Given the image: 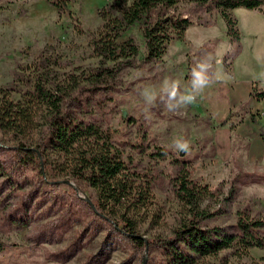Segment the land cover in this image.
<instances>
[{"label": "trees", "instance_id": "16d2710c", "mask_svg": "<svg viewBox=\"0 0 264 264\" xmlns=\"http://www.w3.org/2000/svg\"><path fill=\"white\" fill-rule=\"evenodd\" d=\"M181 4L216 11L231 43L240 38L233 10L264 15V0H110L98 10L100 26L87 44L96 65L75 67L56 45L16 65L10 83L0 87V234L31 231L29 240L40 245L34 248L39 256L55 264H109L117 250L146 248L149 264H206L208 258L229 264V257L244 259L254 249L264 250V209L258 201L234 210L232 224L210 225L229 215L222 201L237 200L239 175L229 197L209 211L205 203L217 200L225 183L212 190L193 176L189 161L179 158L173 161L177 171L170 184L173 198L186 210V222L165 241L139 236L148 219L158 224L155 167L170 153L153 145L137 119L121 115L119 126L114 125L118 79L124 70L160 61L171 43L185 40L193 23L183 17ZM251 97L264 101V89L254 85ZM246 115L242 108L232 111L219 127L233 132ZM251 120L256 122V116ZM259 136L264 142L263 129ZM144 160L150 169H144ZM8 250L0 244V253ZM12 250L17 254L21 247ZM259 262L264 264V257Z\"/></svg>", "mask_w": 264, "mask_h": 264}, {"label": "rangeland", "instance_id": "374dc122", "mask_svg": "<svg viewBox=\"0 0 264 264\" xmlns=\"http://www.w3.org/2000/svg\"><path fill=\"white\" fill-rule=\"evenodd\" d=\"M109 1L64 0L61 3L57 0H0V87L10 83L11 72L17 64L32 62L47 45H56L64 60H71L75 67L96 65L97 60L89 56L87 44L89 35L100 26L98 10ZM179 10L183 17L189 18L193 23L186 31L185 40L171 43L160 61L144 65L141 69L124 70L118 79L120 92L116 99L119 102V115L114 118V125L119 126L121 115L137 119L147 129L153 145L170 153L165 161L156 163L155 173L159 179L154 189V197L160 206V218L157 219V225L150 223L148 219L140 227L139 236L145 241L155 238L165 241L186 222V210L173 198L171 192L170 179L177 171L173 166L174 159L189 161L187 167L193 171V176L201 178L202 183L209 184L212 190L220 183H225L222 191L218 193L219 198L205 203L204 207L209 211L215 209L219 204L217 201L229 197L231 182L239 175L241 188L237 200L234 203L222 201L229 215L222 217L218 223L210 221V225L232 224L234 210L250 202L248 199L264 195V190L260 188L243 191L251 185H262L260 183L264 182V175L247 174L244 163H214L213 124L204 112L196 114L194 107L198 103V95L195 103L187 107H177L179 97L169 101L163 91L166 81H176L183 93L190 88L191 73L198 63L225 68L229 58V52L226 51L230 44L224 41L225 37L228 38L226 25L216 11L207 13L205 7H197L195 4H181ZM238 13H232L233 17ZM137 38L142 42L139 35ZM207 55L211 56L210 60ZM216 59H221L222 64ZM208 61L212 64L207 65ZM217 68L208 67V80H214L219 75ZM144 89L155 93L156 99L152 104L146 103L141 96ZM168 105L173 108L170 110ZM136 129L137 127L132 128V139L136 137ZM177 138L189 142L188 152H178L172 147L173 140ZM147 151L152 152V148ZM219 164L227 166L219 167ZM143 165L144 169H150L147 160H144ZM79 198L86 199L82 194H79ZM31 235V231L27 230H12L8 234H0V244L9 249L8 253H0V264H55L46 262L39 256L38 249L34 248L40 245L29 240ZM15 246L21 247L17 254L12 250ZM44 247L51 251L58 249L48 245ZM117 248H120L119 244ZM29 249H32L31 257ZM226 253H221L220 257ZM129 257L135 259L133 264H149L150 254L148 248L140 253L117 250V253L112 254L109 264H122ZM260 257H264V250L254 249L248 258L229 257V264H263L259 262ZM205 263L218 264V261L208 258Z\"/></svg>", "mask_w": 264, "mask_h": 264}, {"label": "crops", "instance_id": "0c3cea01", "mask_svg": "<svg viewBox=\"0 0 264 264\" xmlns=\"http://www.w3.org/2000/svg\"><path fill=\"white\" fill-rule=\"evenodd\" d=\"M234 12H239L235 17L239 41L231 43L225 37L224 41L230 44L226 51L229 52V58L225 68L209 66L217 68L219 75L214 80H209V86L197 94L198 103L194 108L197 115L204 112L213 124L214 163H244L247 174L261 176L264 175V142L259 133L261 129L264 130V101L252 98L251 92L254 85L264 89V15L257 10L244 11L241 8L232 11L233 14ZM207 56L210 60L211 56ZM216 60L222 64L221 59ZM211 64V61L207 62V65ZM240 108L247 115L235 131L219 127L230 112ZM251 115L256 116V122L251 120ZM260 184L262 185L248 186L243 191L258 188L264 190V182ZM248 200L258 201L264 209V195Z\"/></svg>", "mask_w": 264, "mask_h": 264}, {"label": "clouds", "instance_id": "9594fccd", "mask_svg": "<svg viewBox=\"0 0 264 264\" xmlns=\"http://www.w3.org/2000/svg\"><path fill=\"white\" fill-rule=\"evenodd\" d=\"M208 67L204 63H198L196 67L192 70L191 73V82L190 88L186 89L183 93L180 92L179 83L172 81L171 83L165 82L163 91L166 92L168 100L173 101L177 100V107L183 106L187 107L196 101V96L199 93H202L205 88L209 86V80L207 77ZM141 96L144 97L146 103L152 104L156 99L155 93L150 92L148 89H144L141 93ZM170 110L173 108L171 105H168ZM172 147L178 152H188L190 149L189 142L182 138L174 139L172 142Z\"/></svg>", "mask_w": 264, "mask_h": 264}, {"label": "water", "instance_id": "95a60500", "mask_svg": "<svg viewBox=\"0 0 264 264\" xmlns=\"http://www.w3.org/2000/svg\"><path fill=\"white\" fill-rule=\"evenodd\" d=\"M66 184H68L69 186H71L72 188H74L76 191H77V189H76V187L72 184V183H67L66 182ZM78 192V191H77ZM79 196V195H78ZM83 200H85L86 202H88V203H90V201L88 200V199H83ZM91 204V203H90ZM91 206H92V204H91Z\"/></svg>", "mask_w": 264, "mask_h": 264}]
</instances>
